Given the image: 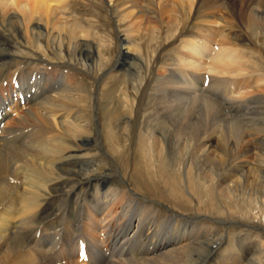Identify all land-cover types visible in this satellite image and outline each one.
<instances>
[{"label": "bare ground", "instance_id": "6f19581e", "mask_svg": "<svg viewBox=\"0 0 264 264\" xmlns=\"http://www.w3.org/2000/svg\"><path fill=\"white\" fill-rule=\"evenodd\" d=\"M107 1L112 7L115 4L114 0ZM138 1L140 0L130 1L132 5L128 8L126 6L127 4L129 6V1L127 2L126 8L123 9V11L129 10L125 13L126 17L131 16L133 9L140 8L138 5H141V2ZM145 1H149L150 4L154 2V0ZM155 2H158L157 4L161 7L185 8L189 20L185 21L186 26L191 21L193 25H198L204 31L200 34L196 32L198 33H195L196 35L191 34L198 36L195 39L192 37L193 40L182 41L176 61L179 65V68L176 66L177 77L167 76L160 65L155 66L157 70L150 82L157 84L158 87L157 107L161 119L169 124L177 135L184 133L188 139L194 141L196 145H194V154L209 153L212 163L219 157L218 164L222 166L221 169L228 160L215 154L222 152V149L229 151L230 154H264V75L260 79L256 77L254 83L249 80L253 77L247 72L249 69L246 67V60L248 59L244 52L251 48H243V44L246 43L241 40L238 43L236 40L239 35L234 32L242 30L245 23L250 28L255 25L264 28V0H156ZM200 2L204 4L198 7ZM64 4L65 0H0V35L8 33V37L15 41L18 48L23 46L22 42L19 44L15 40L16 31H19L17 33L26 37L29 42L30 39H34V36H39L44 37L46 41L55 39L64 41L69 46L72 43L83 46L87 39V36L83 35L85 29L71 27L72 24L67 26L61 17L58 18L61 15L59 10L63 9ZM142 7L145 6L142 5ZM120 31L119 33L122 32ZM190 31L192 33V30ZM121 40H123L121 44L124 42L123 48L116 64V69L120 72L134 57L132 48L134 40H130L128 36ZM249 41L253 49L260 46L257 43L258 40L256 42L250 38ZM5 43L8 42L0 40V67L3 65L9 67L8 70L7 67L4 69L3 75L19 72L21 82L14 89L7 87V96L1 97L3 101L0 108L4 106V109L0 110L2 113L0 121V264H34L35 254L32 258V253L26 252L27 250L26 253H20L27 245L29 246L28 243H31L26 235L31 233L30 226L39 222V219L47 218L46 216L51 214L52 210L56 212L66 201L71 202L76 209L81 196H85L86 200L84 211L86 235L84 236L89 238L91 259H95L96 262H93L96 264L248 263L246 261L252 256L247 258L248 256L243 257L239 252H234L237 255L225 253L222 242L208 240L210 229H206L197 222L196 218L171 214L161 209L152 199L141 195L129 186L121 188L108 185L105 178L110 174L107 171L98 172L88 169L84 164L88 159L83 158L86 153L83 154V151L92 147V143L96 140L94 141L92 137L93 126L88 112L87 96L89 95L85 94L78 84L73 87L75 84L73 85L71 81L78 75L75 73V76H70V71L64 69L63 62L50 61L45 54L38 51H31V54L28 53L31 56L23 57L26 53L17 48L18 55L8 54L4 51L7 47ZM15 59H19L17 64L13 63ZM24 62H29V65H24ZM52 70L54 73H51ZM199 71H206V73L201 74ZM53 74H57L56 77H52ZM1 76L0 85L5 79L11 80L10 74L4 78ZM48 79H54V81L50 83ZM203 80L208 81L207 86L204 85ZM2 86L4 90L5 85ZM206 88L209 89L206 90ZM171 95L172 99L169 100L168 96ZM199 103L205 105L200 107ZM164 104L167 107H164ZM222 108L230 111L229 114H224ZM212 109L219 110L221 117L227 120L222 119L221 123L213 122L210 123L211 126H206L212 115ZM253 109H258L255 115L252 114ZM253 115L259 117L257 121H253L257 118H253ZM251 121L254 122L253 125L249 124ZM38 126H43L44 129ZM29 127H36L38 131L36 134L32 133V138L25 143L28 146L22 142L17 141V143L13 135L27 128L25 132L29 133L31 131ZM232 139L234 144L230 146ZM232 167L234 168L231 172L223 174L219 182L221 192L226 195L231 192L237 194L240 191L239 183L246 170L258 177L253 172L251 161L248 159L244 158ZM208 172L212 175L214 173L210 169ZM9 179H16V183L11 184ZM39 209L42 210L39 211ZM206 245L211 247L210 251H204ZM103 248L105 253L110 254L109 258L105 257ZM63 251L68 250L63 249ZM39 252L37 251V254H40ZM68 252L71 257L66 255L62 264H85L80 261L81 256H77L79 253L76 254L74 248ZM196 252H202L203 254H200L202 258L192 262L190 259L193 255H197ZM106 260L108 263H105Z\"/></svg>", "mask_w": 264, "mask_h": 264}, {"label": "rangeland", "instance_id": "374dc122", "mask_svg": "<svg viewBox=\"0 0 264 264\" xmlns=\"http://www.w3.org/2000/svg\"><path fill=\"white\" fill-rule=\"evenodd\" d=\"M130 1L132 0H114L115 4L112 7L107 0H65L62 11L59 10L61 15L58 18L61 17L67 26L72 24L71 27L85 29L83 35L85 34L87 39L83 46H76L73 43L69 46L66 42L55 39L46 41L44 37L39 36H34L35 40L30 39V43L26 37L17 33L19 31H16L15 40L19 44L22 42L23 47L21 48H18L14 43L15 41L11 40L6 32L7 36L2 33L0 40L8 42L5 43V47H7H4V51L8 54L18 55L17 48L26 53L24 56L21 55L23 57L29 56L31 51H38L45 54L50 61L63 62L64 69L71 72H69L70 76H75V73L78 75V77L76 76L77 79H71V81L73 85L75 84L73 87L78 84L79 88L89 95L87 96L88 112L93 126L92 137H94V141L96 140L92 143V147L83 151V154L86 152L83 158L89 160L84 163L88 169L98 172L107 171L110 174L105 178L109 183L108 185L121 188L129 186L141 195L152 199L161 209L169 211L171 214L176 213L183 217L196 218L197 222L206 229H210V236H207V239L210 238L208 240L213 242H218V240L222 242L225 253L239 252L243 257L248 256L247 258H250L252 256L250 260L246 261L248 263L264 264V190H262V188L264 189V154H230L229 151L222 149V152L215 154L226 161L228 160L222 169L220 163L218 164L219 157L216 158L215 163H212L213 160L209 158V153L194 154L196 146L194 141L188 139L184 133L177 135L170 125L161 119L157 107L156 93L159 94L158 87L157 84L150 82V79L153 80L152 76L156 73L159 65L167 76H178L177 68L179 65L176 61L182 41L197 38L198 36L193 35L204 32L202 31L203 28L193 25L191 21L186 26L185 21L188 20V14L185 8L180 6L161 7L157 4L158 2H155L156 0L151 4L145 0L138 1L141 2V5H138L139 9L145 11L133 9L132 17H126L125 13L129 10L123 11V9L127 2L129 6L127 4L126 7H131ZM147 3L148 5H146ZM203 4L200 2L198 7L203 6ZM164 9L171 10L165 11ZM136 10L140 11L142 15L137 14L138 11ZM133 21L135 22L131 23ZM133 24L136 26L134 27ZM241 29L234 31L236 35H239L236 41L238 43L240 40L244 41L246 44H243L242 47L251 48L246 49L244 53L247 54L246 59H248V61L246 60V67L249 69L247 72L253 77L249 80L254 83L256 77V79H260L264 75V28L259 25L250 28L245 23ZM189 30H192V33ZM123 34L124 36H121ZM187 34L188 36H185ZM125 36L135 41L132 42L134 57L126 63L125 69L120 72L116 69V64L122 51L121 48H123L124 42L121 44L123 41L121 39ZM250 38L256 42L258 40L257 43L261 47L253 49L250 46ZM47 43H49L48 46ZM15 60L13 63L17 64L19 59ZM28 63L24 62V65ZM156 65L157 67H155ZM168 66L169 69L167 70ZM6 67L8 70L9 67L6 65L0 67V76L2 75L1 77L4 78L10 74L11 82L7 81L8 79L4 80V83H8L7 85L2 83L5 85L4 90L1 88L3 86L0 85L4 91L2 92L0 89V106L3 101L2 95L7 94V87L14 89L21 82L19 72L15 71L16 74L5 73L4 76L3 71ZM252 70L257 71V73L252 72ZM51 73H54V70ZM199 73L203 74L206 71H199ZM56 75L53 74L52 77H56ZM42 80L44 81V79ZM48 80L50 83L54 81V79ZM14 81L17 82L14 83ZM203 81L204 85L207 86L208 81ZM79 82L83 83L79 84ZM208 89L206 88V90ZM202 90H204V86H202ZM168 97L169 100L172 99V95ZM199 104L200 107L205 105ZM164 107L167 106L164 104ZM1 109H4V106ZM218 111L211 110L212 115L207 124L205 123L206 126H211L210 123L213 122L221 123L222 119L227 120L221 117ZM252 111L250 112L255 115L258 109ZM229 112L223 109L224 114L228 115ZM258 118L253 121H257ZM1 120L2 113L0 112ZM253 121L249 124L253 125ZM40 127V129H44L43 126ZM29 128L31 134L29 130V133H26L27 128L23 132L13 135L16 142L25 144L38 131L36 127ZM232 141L233 139L229 143L230 146L234 144ZM244 158L251 161V168L254 169L253 172L258 177L246 170L239 183L240 188L238 189L240 191L237 194L236 192L227 195L222 193L219 187L221 176L231 172V169L234 168L232 166ZM209 160L211 161L209 162ZM209 169L213 170V175L208 172ZM253 177L256 179L254 180ZM9 181L11 184L16 183V179H9ZM262 181L263 183H261ZM84 197H79L81 200L76 209L74 205H71V202L66 201L59 206L57 213L52 212V210L51 214L46 216L48 219H39V222L30 226L29 231L31 233L26 235L31 243H28L29 246L27 245L25 250L22 249L20 253H32V258H36L34 264H62L66 255L71 257L68 251L74 248V252L79 253L77 256H81L79 258L81 262L96 264L95 259H91L89 238L84 236L86 235L84 232L86 207ZM41 210L39 209V211ZM205 247V252L211 250L209 245ZM63 249L68 251H63ZM37 251H40V254H37ZM103 253L106 258H109L110 254L105 253L104 248ZM195 254L197 255H193L190 259L192 262L200 260L203 253L196 252ZM105 263L108 261L106 260Z\"/></svg>", "mask_w": 264, "mask_h": 264}]
</instances>
